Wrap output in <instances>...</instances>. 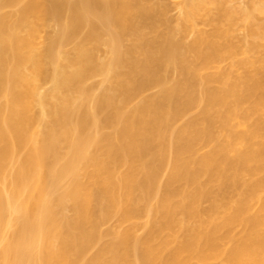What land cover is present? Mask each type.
<instances>
[{
	"label": "bare ground",
	"instance_id": "1",
	"mask_svg": "<svg viewBox=\"0 0 264 264\" xmlns=\"http://www.w3.org/2000/svg\"><path fill=\"white\" fill-rule=\"evenodd\" d=\"M0 264H264V0H0Z\"/></svg>",
	"mask_w": 264,
	"mask_h": 264
},
{
	"label": "rangeland",
	"instance_id": "2",
	"mask_svg": "<svg viewBox=\"0 0 264 264\" xmlns=\"http://www.w3.org/2000/svg\"><path fill=\"white\" fill-rule=\"evenodd\" d=\"M254 1H258V0H238V3H239L242 7H245V6H247L249 3L254 2Z\"/></svg>",
	"mask_w": 264,
	"mask_h": 264
}]
</instances>
